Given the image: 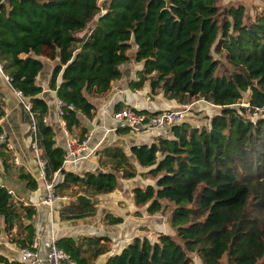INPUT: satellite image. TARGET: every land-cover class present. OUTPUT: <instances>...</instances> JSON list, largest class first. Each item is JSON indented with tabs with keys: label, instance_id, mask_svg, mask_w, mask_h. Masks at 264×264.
Masks as SVG:
<instances>
[{
	"label": "trees",
	"instance_id": "16d2710c",
	"mask_svg": "<svg viewBox=\"0 0 264 264\" xmlns=\"http://www.w3.org/2000/svg\"><path fill=\"white\" fill-rule=\"evenodd\" d=\"M134 48L133 60L143 68L132 89L149 85L150 96L163 94L179 107L202 99L219 113L206 125L183 122L170 137L132 146L135 162L124 147L111 144L96 153L99 172L67 171L56 129L44 122L50 106L38 83L41 59L57 62L49 88L62 102L68 131L83 140V121L96 114L91 98L122 78L120 68ZM0 65L11 88L32 105L47 178L63 176L57 197L111 194L120 179L152 182L133 189L135 215L143 209L149 216L169 215L174 235L136 237L104 264H193V254L202 264H264V14L253 18L243 4L223 0H0ZM0 158L8 174L13 154L6 144ZM19 171L18 179L37 191L32 174ZM15 199L0 187V235L16 230L20 237L11 241L31 247L37 211ZM96 213V202H76L61 219ZM103 222L115 226L124 219L107 214ZM56 244L78 264H97L112 250L104 236L62 237ZM0 264L24 263L0 254Z\"/></svg>",
	"mask_w": 264,
	"mask_h": 264
},
{
	"label": "crops",
	"instance_id": "0c3cea01",
	"mask_svg": "<svg viewBox=\"0 0 264 264\" xmlns=\"http://www.w3.org/2000/svg\"><path fill=\"white\" fill-rule=\"evenodd\" d=\"M135 50L136 48H134L133 51ZM132 52L130 54L131 61L122 65L120 68L123 73L122 78L114 81L112 83V88L106 94L91 98L92 103L96 106L95 118L93 121L84 120L83 124L88 132L92 131L94 133L92 142L93 147L103 138H106L99 149L107 145L118 144L124 147L135 162L131 154L132 146L152 144L160 136L170 137L171 132L167 133L162 130L144 129L140 132L130 130V132L126 134H118L116 131L106 135L109 129L116 127L114 115L119 112L117 111V105H121V110L125 108H135L137 110L149 112L175 109L180 105L169 101L163 94L153 97L150 96L149 85L142 90H134L130 87L132 81L136 80L138 71L143 68V65L142 67H137L136 73L132 74V63H135L132 58ZM41 60L44 62L45 68L38 79V83L44 89L42 97L47 100L50 106V114L47 117L48 124H52L56 129L55 140L57 145L64 148L69 137L65 135L59 128V125H57L56 113L59 99L56 91L49 88L52 71L57 65V62L44 58ZM137 65L140 66L138 63ZM198 105V111L204 112L203 116L206 117V124H208L210 119L220 111V107L214 106L202 99L199 100ZM1 113H3L4 116L0 123L4 126L6 135L15 145L16 152L20 156L21 162L20 165H15L12 160V162H10L11 166L8 169V174H5L0 158V172H2V176H0V187H6L13 192V196L17 200L25 202V205L28 204L36 208L37 213L34 218L36 229L35 240L38 242V252L43 261L42 264H50L47 262L46 258L49 243L52 239L57 240L62 237L78 239L84 236H104L110 238L112 240V250L110 254L103 256L97 262V264H101V262L105 263L109 257L120 254L136 237H148L152 241H155L158 233L174 235L169 225V215L162 216L164 214L160 213L155 216H149L144 209L141 210L140 216L135 215L138 209L134 205L132 191L136 187H145L149 184V182L141 177L131 180L120 179L118 188L115 192L90 198L92 199V203H97V213L95 216L79 220H62L61 212L75 205L76 200L68 196L57 199L51 206L45 203V188L40 179L39 167L31 147L33 135L30 133V123H28L27 119L23 116V107L20 105L19 99L15 91L11 88L9 81H7V76L0 73V114ZM184 122H190V120ZM20 169H24V172L31 173L37 180L39 186L37 191L32 192L28 190L26 182L18 179ZM65 169L79 174L85 172H99L98 157L95 153L91 157L66 167ZM62 180L63 176L60 174L58 176V181L61 182ZM107 214L120 216L124 219V222L115 226L106 225L103 219ZM0 226L2 229L4 228L3 220L0 221ZM7 236L4 232L0 235V254L21 262L19 257L20 248L16 246V244L9 243L7 241Z\"/></svg>",
	"mask_w": 264,
	"mask_h": 264
},
{
	"label": "built area",
	"instance_id": "2783aa9c",
	"mask_svg": "<svg viewBox=\"0 0 264 264\" xmlns=\"http://www.w3.org/2000/svg\"><path fill=\"white\" fill-rule=\"evenodd\" d=\"M0 71L3 72L1 66ZM15 93L19 99L20 105L24 108V113L29 119L30 133H32L33 135L31 147L39 167L40 179L42 180L45 188V203L51 206L57 199H59V197H57L55 193V186L59 182L58 176L60 175V172L54 174L52 179L47 178L46 163L42 159V150L39 146L40 139L37 134L36 117L32 112V105L27 99L24 98L21 92L15 91ZM61 107L62 102L59 100L56 113L57 125H59V128L65 133V135L69 137V140L64 147L65 155L63 166L66 168L97 153L99 148L105 142L106 138H103L95 147H93L92 142L94 139V133L92 131L88 132L83 140L72 136L68 131L67 122L63 118L64 113ZM191 109L192 107L188 105H184L175 109L172 108L161 110L158 112H145L137 110L135 108H125L115 113L114 120L116 123V127H112L111 129H109L106 132V135L112 132H116L121 127H129L135 132H140L144 129H153L166 131L168 133L171 132L174 126L180 125L185 121V118L191 111ZM1 121L2 119L0 120V122ZM44 122L48 124L47 117L44 119ZM2 144H6V149L12 152L14 164L20 165V156L16 152L15 145L8 138L6 133L0 135V154ZM10 194L14 195L12 191H10ZM27 205L28 204H26V206ZM56 241L57 240L52 239L49 243L46 258L47 262L50 264H78L71 255L57 246ZM19 257L20 261L24 264H42L43 262L38 252V242L36 240H34V243L31 247L20 248Z\"/></svg>",
	"mask_w": 264,
	"mask_h": 264
},
{
	"label": "rangeland",
	"instance_id": "374dc122",
	"mask_svg": "<svg viewBox=\"0 0 264 264\" xmlns=\"http://www.w3.org/2000/svg\"><path fill=\"white\" fill-rule=\"evenodd\" d=\"M99 1H100V3H103L106 0H99ZM232 2L233 3H241V4H243L246 7V9H247L248 16H251L253 18H255L257 15L264 14V0H223V4L224 5H228V4L232 3ZM83 34L84 33L79 34V36L81 37V36H83ZM134 53H135V51L132 52V58H134ZM137 67H142V64H140V66H138L137 63H132V74L136 73V68ZM0 73L4 74L1 71H0ZM136 80H137V78H136ZM198 102H199L198 99H193L191 101V103L188 104V106H191L192 109L187 114V116L185 118V121L190 120V122L193 125H199V126L206 125V121H205L206 117L203 116L204 112L198 111V109H199ZM244 105L247 106L246 103ZM23 116L29 122V119H28V117L26 116L25 113H23ZM42 159H43V156H42ZM146 181L149 182V183L151 182L150 180H146ZM68 195H70V192L68 193ZM74 200H76V199H74ZM162 216H166V215H162ZM24 222L27 223L26 221H24ZM19 237H20L19 233L18 232H14L12 236H10V237L7 236V241L9 243H11V244H15L14 242L11 241V239H14V238L18 239ZM192 259H193V264H202V261L200 260V258L197 255L193 254L192 255ZM225 262H226V259L224 260V264H226Z\"/></svg>",
	"mask_w": 264,
	"mask_h": 264
},
{
	"label": "water",
	"instance_id": "95a60500",
	"mask_svg": "<svg viewBox=\"0 0 264 264\" xmlns=\"http://www.w3.org/2000/svg\"><path fill=\"white\" fill-rule=\"evenodd\" d=\"M96 24H97V21L94 23V25H96ZM76 202H77L78 204H84V203H89V204H91V203H92V199L88 198V197L85 196V195H80V196L77 197ZM103 263H104V262H101V264H103Z\"/></svg>",
	"mask_w": 264,
	"mask_h": 264
}]
</instances>
